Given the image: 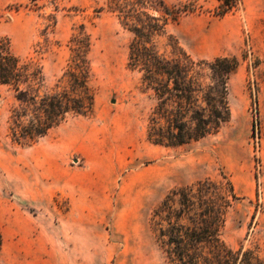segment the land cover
Returning a JSON list of instances; mask_svg holds the SVG:
<instances>
[{"label": "rangeland", "instance_id": "374dc122", "mask_svg": "<svg viewBox=\"0 0 264 264\" xmlns=\"http://www.w3.org/2000/svg\"><path fill=\"white\" fill-rule=\"evenodd\" d=\"M247 1V0H246ZM251 1V0H250ZM170 7L194 2L201 13L182 15L170 24L165 35L156 39L157 48L168 53L169 35L195 60L234 57L239 67L229 81L231 119L219 133L189 145L164 148L170 175L164 200L172 190L187 187L206 179L229 180L237 200L229 208L221 239L228 248L243 247L264 263V39L258 50L244 22L243 4L226 15L217 17L219 0H165ZM107 0H0V38L10 41L12 52L23 60L37 63L43 71V91L57 86L72 56L71 37L81 26L89 35V85L95 95L96 112L101 124H110V113H119L138 131L147 134L149 118L156 100L142 86L141 75L129 68V45L133 35L123 29L112 13L95 10L106 7ZM52 15L56 24L52 26ZM219 56V57H217ZM19 108L14 93L0 84V264L3 244L12 232L39 215L48 230L47 201L41 198L31 205L23 198L32 182V164L36 149L45 148L56 139L54 129L33 145L12 141V112ZM69 117L68 119H71ZM112 124V123H111ZM56 128V127H55ZM136 129V128H135ZM29 178V179H28ZM53 205L66 207L67 202L54 197ZM150 211L151 223L158 232L166 227L161 217ZM123 214V213H122ZM128 220L121 215L119 227ZM166 256V258H165ZM164 264H169L165 254ZM125 264L126 261H121ZM159 264V261H152Z\"/></svg>", "mask_w": 264, "mask_h": 264}, {"label": "trees", "instance_id": "16d2710c", "mask_svg": "<svg viewBox=\"0 0 264 264\" xmlns=\"http://www.w3.org/2000/svg\"><path fill=\"white\" fill-rule=\"evenodd\" d=\"M33 3L44 0H30ZM57 1V0H53ZM104 10L116 16L133 35L129 68L141 75L144 88L156 100L146 138L157 146L175 148L199 142L220 132L231 119L229 81L239 67L234 57L195 60L169 35L168 53L156 39L182 15L201 13L194 2L170 7L165 0H107ZM213 14L225 17L241 0H219ZM56 17L52 15V26ZM72 35V56L57 86L43 91L42 68L15 55L7 38H0V84L8 87L19 103L12 112L10 136L19 145H33L69 117H89L95 109L90 88L91 40L81 26ZM237 200L229 180L210 179L177 188L154 211L166 227L155 235L169 264H264L250 250L228 248L221 239L229 208Z\"/></svg>", "mask_w": 264, "mask_h": 264}, {"label": "crops", "instance_id": "0c3cea01", "mask_svg": "<svg viewBox=\"0 0 264 264\" xmlns=\"http://www.w3.org/2000/svg\"><path fill=\"white\" fill-rule=\"evenodd\" d=\"M241 4L254 46L263 50L264 0ZM101 116L68 119L54 128L47 156L36 149L31 190L22 196L31 205L47 201L48 230L39 215L19 225L3 244L2 264H164L149 216L169 180L166 147L150 143L144 128L119 113L109 114L112 124H101ZM54 197L67 206L53 205ZM130 213L122 230L119 218Z\"/></svg>", "mask_w": 264, "mask_h": 264}]
</instances>
